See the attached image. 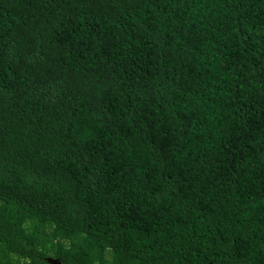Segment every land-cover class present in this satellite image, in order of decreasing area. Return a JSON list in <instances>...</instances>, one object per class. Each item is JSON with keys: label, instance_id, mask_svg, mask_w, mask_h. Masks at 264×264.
Masks as SVG:
<instances>
[{"label": "trees", "instance_id": "obj_1", "mask_svg": "<svg viewBox=\"0 0 264 264\" xmlns=\"http://www.w3.org/2000/svg\"><path fill=\"white\" fill-rule=\"evenodd\" d=\"M264 264V0H0V264Z\"/></svg>", "mask_w": 264, "mask_h": 264}, {"label": "water", "instance_id": "obj_2", "mask_svg": "<svg viewBox=\"0 0 264 264\" xmlns=\"http://www.w3.org/2000/svg\"><path fill=\"white\" fill-rule=\"evenodd\" d=\"M49 261L52 263V264H61L58 260L56 259H49Z\"/></svg>", "mask_w": 264, "mask_h": 264}]
</instances>
